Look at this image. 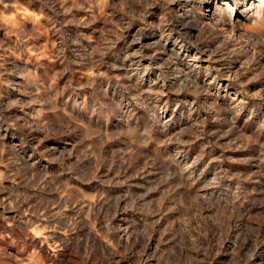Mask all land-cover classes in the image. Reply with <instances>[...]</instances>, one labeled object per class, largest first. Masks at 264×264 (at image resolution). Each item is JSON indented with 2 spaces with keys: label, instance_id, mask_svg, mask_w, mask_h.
Wrapping results in <instances>:
<instances>
[{
  "label": "clouds",
  "instance_id": "1",
  "mask_svg": "<svg viewBox=\"0 0 264 264\" xmlns=\"http://www.w3.org/2000/svg\"><path fill=\"white\" fill-rule=\"evenodd\" d=\"M0 264H264V0H0Z\"/></svg>",
  "mask_w": 264,
  "mask_h": 264
}]
</instances>
